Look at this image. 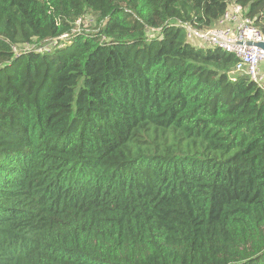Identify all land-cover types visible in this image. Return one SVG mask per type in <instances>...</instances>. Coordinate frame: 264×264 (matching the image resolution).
Returning <instances> with one entry per match:
<instances>
[{
	"label": "trees",
	"instance_id": "obj_1",
	"mask_svg": "<svg viewBox=\"0 0 264 264\" xmlns=\"http://www.w3.org/2000/svg\"><path fill=\"white\" fill-rule=\"evenodd\" d=\"M232 2L264 33V0H0V264H264V88L177 25Z\"/></svg>",
	"mask_w": 264,
	"mask_h": 264
},
{
	"label": "built area",
	"instance_id": "obj_2",
	"mask_svg": "<svg viewBox=\"0 0 264 264\" xmlns=\"http://www.w3.org/2000/svg\"><path fill=\"white\" fill-rule=\"evenodd\" d=\"M88 13L76 19L71 31L65 32L54 38L47 39L39 44L27 42L22 45H12L16 55L23 52L35 51L39 54H51L59 49L66 48L74 38L80 34L90 35L96 31L98 20L88 18ZM187 33V41L199 48H220L237 57L233 70V79L238 74H245L252 81L264 88V48L259 43L264 42V33L255 24V18L249 14V9L241 3L232 2L216 25L206 28H197L190 22H178ZM156 29L147 28L148 33ZM162 36H148V38ZM110 38L103 37V41Z\"/></svg>",
	"mask_w": 264,
	"mask_h": 264
},
{
	"label": "rangeland",
	"instance_id": "obj_3",
	"mask_svg": "<svg viewBox=\"0 0 264 264\" xmlns=\"http://www.w3.org/2000/svg\"><path fill=\"white\" fill-rule=\"evenodd\" d=\"M88 18L90 19V18H94L95 20H96V18H97V20H99V17H98V15L96 14L95 16H93V15H89L88 16ZM98 23H99V21H98ZM162 36V32H160L159 30H154L153 29V31H151V32H149L148 33V36Z\"/></svg>",
	"mask_w": 264,
	"mask_h": 264
},
{
	"label": "water",
	"instance_id": "obj_4",
	"mask_svg": "<svg viewBox=\"0 0 264 264\" xmlns=\"http://www.w3.org/2000/svg\"><path fill=\"white\" fill-rule=\"evenodd\" d=\"M258 45L262 46L264 48V42L263 43H259Z\"/></svg>",
	"mask_w": 264,
	"mask_h": 264
},
{
	"label": "crops",
	"instance_id": "obj_5",
	"mask_svg": "<svg viewBox=\"0 0 264 264\" xmlns=\"http://www.w3.org/2000/svg\"><path fill=\"white\" fill-rule=\"evenodd\" d=\"M216 25V24H215Z\"/></svg>",
	"mask_w": 264,
	"mask_h": 264
}]
</instances>
